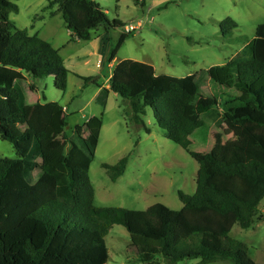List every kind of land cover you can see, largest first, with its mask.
<instances>
[{
    "label": "trees",
    "instance_id": "1",
    "mask_svg": "<svg viewBox=\"0 0 264 264\" xmlns=\"http://www.w3.org/2000/svg\"><path fill=\"white\" fill-rule=\"evenodd\" d=\"M16 1L0 0V140L10 143L16 155L0 158V264H107L105 238L114 225L124 227L127 252L142 264L192 259L256 264L247 246L229 234L234 225L247 230L263 221L264 22L224 65L193 76L156 75L151 65L130 59L114 66L109 90L127 102L128 124L149 134L145 116L150 109L164 137L198 165L194 194L177 192L180 210L156 203L132 211L94 204L89 169L101 119L92 117L68 134L61 105L29 103L38 91L36 80L52 77L55 89L65 91L68 70L50 43L9 20ZM46 1L47 8L56 7L72 42L89 41L100 28L108 33L123 26L108 19L94 0ZM219 27L230 33L237 24L226 18ZM126 38L121 34L111 47L109 64ZM140 76L149 77V84L132 95L130 83ZM83 81L96 84L92 77ZM28 107L34 108L31 119ZM218 110L243 136L241 153L230 149L224 159L214 155L217 143L212 153L192 150L196 138L205 139L206 119L215 120ZM128 157L101 164L111 182L124 174Z\"/></svg>",
    "mask_w": 264,
    "mask_h": 264
},
{
    "label": "rangeland",
    "instance_id": "2",
    "mask_svg": "<svg viewBox=\"0 0 264 264\" xmlns=\"http://www.w3.org/2000/svg\"><path fill=\"white\" fill-rule=\"evenodd\" d=\"M94 1L108 19H116L123 26L108 33L100 28L92 32L89 41L75 42L70 40L61 15L54 13L56 7L47 8L46 0L14 2L17 11L9 13V20L29 35H37L50 43L59 51L68 70L65 91L55 89L54 79L45 77L36 80L38 91L29 103L45 101L61 105L68 134L75 125L92 117L101 119L103 127L89 169L96 207L143 211L161 203L171 210H180L182 203L177 192L194 194L198 165L182 148L164 137L150 109L145 116L149 134L141 127L128 124L127 102L105 89L109 51L118 37L126 33L125 27H132L135 30L127 34L112 65L130 59L151 65L156 75L193 76L201 69L224 65L254 37L256 27L264 22V0H142L138 4L132 0ZM226 18L237 24L230 33L220 31L219 24ZM88 77L94 78L96 84H85L83 79ZM149 81V77H136L130 83L132 95L140 94ZM25 113L31 119L34 108L28 107ZM218 114L215 120L206 119L209 130L205 139L196 138L192 150L212 153L217 143L220 149L214 155L218 159H224L230 149L240 154L243 139L240 130L230 124L222 111L218 110ZM219 119H222L220 124ZM126 155L129 157L124 174L111 182L101 164L113 165ZM0 158H16L12 145L2 140ZM260 211L263 221L247 230L234 225L229 234L247 246L256 264H264V199ZM128 243L124 227L114 225L105 238L107 264H142L127 252ZM177 264L200 262L192 259Z\"/></svg>",
    "mask_w": 264,
    "mask_h": 264
},
{
    "label": "crops",
    "instance_id": "3",
    "mask_svg": "<svg viewBox=\"0 0 264 264\" xmlns=\"http://www.w3.org/2000/svg\"><path fill=\"white\" fill-rule=\"evenodd\" d=\"M113 63V62H112ZM112 63H110L109 64V66H108V68H109V75H108V77H107V81H108V83H107V85H105V89L107 90V91H110L109 90V78H110V76H111V73H112V70H113V68H114V66L116 65V64H114V65H112ZM102 127H103V124H102ZM101 130H102V128H101ZM100 133H101V131H100ZM94 204H95V198H94Z\"/></svg>",
    "mask_w": 264,
    "mask_h": 264
},
{
    "label": "built area",
    "instance_id": "4",
    "mask_svg": "<svg viewBox=\"0 0 264 264\" xmlns=\"http://www.w3.org/2000/svg\"><path fill=\"white\" fill-rule=\"evenodd\" d=\"M135 28H132V27H125V32L126 34H130L132 31H134Z\"/></svg>",
    "mask_w": 264,
    "mask_h": 264
}]
</instances>
